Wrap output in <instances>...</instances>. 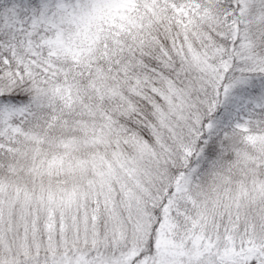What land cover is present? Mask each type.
<instances>
[{
    "label": "snow or ice",
    "instance_id": "obj_1",
    "mask_svg": "<svg viewBox=\"0 0 264 264\" xmlns=\"http://www.w3.org/2000/svg\"><path fill=\"white\" fill-rule=\"evenodd\" d=\"M0 264H264V0H0Z\"/></svg>",
    "mask_w": 264,
    "mask_h": 264
}]
</instances>
